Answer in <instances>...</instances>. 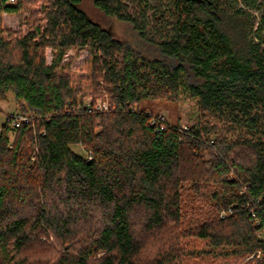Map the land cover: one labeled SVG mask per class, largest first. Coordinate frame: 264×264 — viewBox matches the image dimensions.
I'll list each match as a JSON object with an SVG mask.
<instances>
[{
  "label": "trees",
  "instance_id": "16d2710c",
  "mask_svg": "<svg viewBox=\"0 0 264 264\" xmlns=\"http://www.w3.org/2000/svg\"><path fill=\"white\" fill-rule=\"evenodd\" d=\"M14 1L0 100L26 121L0 131V264H264V0H92L157 58L82 0ZM20 12L27 33L4 30ZM146 99L197 122L163 130L136 110Z\"/></svg>",
  "mask_w": 264,
  "mask_h": 264
},
{
  "label": "rangeland",
  "instance_id": "374dc122",
  "mask_svg": "<svg viewBox=\"0 0 264 264\" xmlns=\"http://www.w3.org/2000/svg\"><path fill=\"white\" fill-rule=\"evenodd\" d=\"M14 2L15 1H13L12 3ZM134 6H136V4ZM41 7L42 4L40 3L38 6L33 8V10L39 11ZM82 8L95 22L99 23L106 29H110L115 38L134 46L148 58L159 57L155 46L150 45L148 42L140 39V37L130 24L121 22L115 18L106 17L103 13H101L94 7L92 0H82ZM129 12L131 13L132 11ZM28 18L29 15L25 12H20L17 14H3L1 18V25L4 30H21L22 32L27 33L28 28L25 25V22ZM44 25L45 24L43 23L42 26ZM150 27L154 34L156 30L164 29L165 25L162 26L156 22H151ZM85 58V55H83L73 63V66L76 68L75 71L80 77H83V75L87 74L88 66L84 63ZM101 84L103 85L102 82ZM90 100L91 98H87L86 101L90 103ZM109 109V98H106L103 102L99 101L95 106V110L98 111L108 112ZM136 110H145L146 113L153 115L154 118L162 116L167 124L182 128L184 130L192 128L196 124L198 119L197 114H195L189 108V106L179 105L165 100H143L139 104V106H137ZM19 111H21L20 104L15 101L13 93L9 92L4 99L0 100V131L1 127L6 123V118L12 119L13 115H19ZM10 139L11 141H13L14 132L10 134ZM73 148L77 154L84 157L87 155L83 148H81L80 146H76ZM192 241L193 243L191 245H194V248L196 249H202L203 247H205V244L202 242H196L195 240ZM252 258L253 256L245 258L241 261V264L249 262Z\"/></svg>",
  "mask_w": 264,
  "mask_h": 264
},
{
  "label": "built area",
  "instance_id": "2783aa9c",
  "mask_svg": "<svg viewBox=\"0 0 264 264\" xmlns=\"http://www.w3.org/2000/svg\"><path fill=\"white\" fill-rule=\"evenodd\" d=\"M10 1L13 2L14 0H10ZM12 119H13V125L17 124V120L26 121L25 118H23L19 115H13ZM153 121L155 124L159 125L163 130L167 129V127L170 126V124H167L165 119L162 116L161 117H155Z\"/></svg>",
  "mask_w": 264,
  "mask_h": 264
}]
</instances>
